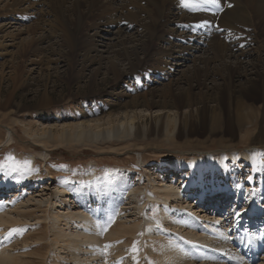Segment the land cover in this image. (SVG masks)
<instances>
[{
    "label": "bare ground",
    "instance_id": "obj_1",
    "mask_svg": "<svg viewBox=\"0 0 264 264\" xmlns=\"http://www.w3.org/2000/svg\"><path fill=\"white\" fill-rule=\"evenodd\" d=\"M187 3L198 10L185 0H9L6 16L25 4L53 15L43 31L31 28L32 38L23 39L17 29L0 39L4 54H13L2 65L14 81L28 71L33 79L49 81L69 55L71 67H81L76 77L94 66L86 84L92 93L104 62L109 64L117 93L104 94L108 105L98 115L83 111L77 119L67 114L62 119L47 112L55 101L45 86L34 105L37 123L16 119L29 107L15 102L14 89L6 98L0 92V117L22 122L35 150L46 151L112 141L137 145L157 135L175 139L195 133L199 121L220 125L219 134L229 140L242 131L264 137V0H219V7ZM7 29L0 25V34ZM231 40L239 45L226 44ZM248 41L253 44L243 47ZM27 54L39 57L30 59V70L24 65ZM143 65L144 74L133 76ZM13 139L10 135L8 142ZM260 147L256 141L244 151L223 150L231 154L223 163L211 152L208 160L192 159L202 154L177 158L172 164L186 160V168L180 175L176 165L164 170L161 180L151 172L146 181L137 168L109 166L100 172L93 165L84 177H71L52 192L27 191L53 176L44 159L48 152L26 159L10 152L7 174L0 177V264H147L152 256L157 264H264V213L259 222L249 208L241 216L256 204L254 197L264 206ZM203 191L208 193L200 199ZM189 205H195L196 217L185 215ZM13 228L21 231L5 239Z\"/></svg>",
    "mask_w": 264,
    "mask_h": 264
},
{
    "label": "rangeland",
    "instance_id": "obj_2",
    "mask_svg": "<svg viewBox=\"0 0 264 264\" xmlns=\"http://www.w3.org/2000/svg\"><path fill=\"white\" fill-rule=\"evenodd\" d=\"M8 1L9 0H0V6H2L0 8V25L6 24L8 26L7 30L1 32L0 35H3V37L0 39L4 40L6 38L5 35L7 32L10 30L17 31V29H22L23 31L21 34L22 36L18 34L17 37L20 36L23 37V39L32 38L33 35L35 36L36 34L33 33L34 30L31 28L38 27L39 31H43L41 27L46 26L44 21L53 17L52 14H43L44 11L38 9L40 8V5L36 6L38 10H35L30 9L29 5L27 4L21 6V9L20 7L17 9L20 11L19 13L6 16L7 11H9V9L5 8ZM45 8L46 7H44V9ZM27 11H29V13H27ZM28 31L29 33L31 32L30 35ZM129 31L132 30L130 29ZM249 41L251 40L249 39ZM249 41L242 44L243 47L245 44H247V46H251L253 44V42L251 43ZM6 42H10V40L8 39ZM200 43L198 42L197 44ZM226 44H235L236 46L239 45L236 40L228 41ZM4 51V48L0 47V92H2L3 97L6 98L5 96H8V93L15 89V102H21L22 104H25L27 107H29L27 109L24 108V110L20 112V114H23V116L16 118L19 121L22 119L25 121H29V119L32 121H38V110H36L34 105L38 101L39 97L43 96L44 89L46 87L50 90V95L55 101L53 108L48 109L47 112L62 119L66 118V114L71 118H75L83 111L87 112L90 116L93 114L98 115L101 108L107 107L108 105L107 102L103 100L106 97L104 94L109 91L112 93H117L116 88H113L115 84L113 81L114 78L112 77L111 73L108 72L111 71V68L106 62H104L103 69L100 71L101 74L98 76V83H95L93 86L95 91L92 93L91 86L86 85L89 81L88 72L95 70L94 66L92 65L87 68V71L85 70L83 73H79L80 77H76L75 75L77 71L81 69V67L80 65L77 67H71V56L68 55L60 59L67 62L65 63L64 68L57 73H54L49 81L46 79H39L38 75H36L37 79H33L35 73L31 74V71H28L21 79L17 80L16 82L14 81L11 72H9L10 69L2 65L4 61H9L13 54L5 55ZM25 58L27 60L24 62V65L28 69H31L34 66L31 64L33 61L30 59H33L34 61H38L37 59H39V57L35 55L31 56L30 54H27ZM61 65L63 64L61 63ZM259 65H261V63H259ZM144 66L145 65L139 67L136 70L137 73L134 72L132 75L137 76L139 74H144L141 71ZM120 67L123 68L124 66L121 64ZM145 68H147V66H145ZM123 81L124 80L120 81L119 86H122ZM134 82L136 83L135 80ZM143 82L146 81H142L141 83ZM32 90H37L38 96L31 92ZM114 96L120 99V97L116 96V94H114ZM117 98H114L113 101H118ZM21 123L22 122L18 121L14 122L10 119L4 120L2 117H0V135L1 139L4 140H2L0 143V177H5L7 174V161L10 152L16 154V159H26L28 155L32 153H35V155L38 154L37 156H41L43 153L48 152L49 155H46L44 159H46V162L49 161L48 167L51 170L53 176L51 177L50 175H47L46 177H43V179L46 178L47 180L45 179L43 183L40 182L42 187H35L32 189L29 188L27 190L29 192L44 188L49 191L51 190L52 192L56 186H61L68 183L71 177L74 179L84 177L90 171L91 166L93 168L94 166L96 168L98 167L100 172L104 171L109 166H124L125 168L130 169L132 172H135V168H137L138 170L142 171L143 177H145L144 179H147L146 181H148L146 176L149 177L151 172H154L157 180H161L163 179L161 173L164 170H167L168 167V170H174L175 165L178 168L180 164H172L173 160L177 158L185 157L186 159L192 155H205L208 152L219 155L223 150L230 151V149L244 151L246 148H248V146L256 141L260 143V148L264 150V137H260L255 133L250 136H246V132L242 131L241 133L239 132L236 134L232 140H229L227 135L219 134L220 125L214 127V122L212 124L207 123L205 125H201L202 121H199L197 125H195L197 127L195 133L185 135L186 132H182L179 133L175 139L164 138V136L157 135L152 136L149 139L142 138L137 141V145H131L132 141H112L105 142L99 146H60L56 147L54 150L48 151L42 147H39V150H35L36 143L33 142L32 138L26 134V132L23 130V124ZM37 123L40 122L38 121ZM195 126L187 128L188 132L194 131ZM256 126L257 125L254 124V126L250 128ZM10 135L14 137L11 143L8 142V137ZM9 144H12V146L9 147ZM115 148H119V150H115ZM203 155L200 157L205 158L206 156ZM141 157H144V162H142ZM200 157H192V159L200 160ZM170 163L172 166H169ZM42 169L44 172H49L45 166V163H43ZM35 176H37V174ZM32 187H34V185ZM219 188L222 189L221 187ZM200 195L198 196L200 197ZM147 264H157V260L152 256L147 261Z\"/></svg>",
    "mask_w": 264,
    "mask_h": 264
},
{
    "label": "snow or ice",
    "instance_id": "obj_3",
    "mask_svg": "<svg viewBox=\"0 0 264 264\" xmlns=\"http://www.w3.org/2000/svg\"><path fill=\"white\" fill-rule=\"evenodd\" d=\"M202 2H203L204 4H208V5H216L217 7H219V0H202ZM185 6H186V7H191V10H193V11L198 10V8H197V6H196L195 4H193V5H189V4L187 3V0H185ZM229 7H231L230 4H229ZM204 23H207V22H204ZM201 26H203V25H201ZM9 159H12V158L9 157ZM237 215H238V213H237ZM112 219H113V218L110 217L109 220L106 221L105 224L102 225L101 227H103V229L106 230L108 224L112 221ZM217 223H218V222H217ZM20 231H21L20 228H13V229H11V230L9 231V233H8L4 238H5V239H8V238L11 237V235H12L13 233H19ZM137 244H138V241H134V242H133V245H132V248H131V251H132V252H136V251H138ZM109 247H111V245H106V246H105V249H107V248H109Z\"/></svg>",
    "mask_w": 264,
    "mask_h": 264
}]
</instances>
